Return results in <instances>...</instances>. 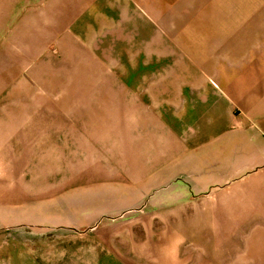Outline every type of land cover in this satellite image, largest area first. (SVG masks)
Here are the masks:
<instances>
[{"label": "crops", "instance_id": "1", "mask_svg": "<svg viewBox=\"0 0 264 264\" xmlns=\"http://www.w3.org/2000/svg\"><path fill=\"white\" fill-rule=\"evenodd\" d=\"M0 18L68 78L67 116L25 118L69 121L53 140L69 176L24 204L66 192L86 213L120 189L145 206L4 238L0 264H264V0H0Z\"/></svg>", "mask_w": 264, "mask_h": 264}, {"label": "rangeland", "instance_id": "2", "mask_svg": "<svg viewBox=\"0 0 264 264\" xmlns=\"http://www.w3.org/2000/svg\"><path fill=\"white\" fill-rule=\"evenodd\" d=\"M13 25L0 36V247L4 238L13 240L9 244L13 247H18L21 238L26 237L35 244L37 226L82 227L72 219L78 207L68 208L66 192L55 199L51 198L54 200L52 205L50 198L49 205L46 202L24 204L27 194L33 199L44 191L65 185L69 176L67 171H62L63 162L66 164V151H61L63 145L54 146L53 141L60 130L69 131L70 126H64L69 121L57 119L41 123L25 118L51 112L49 106L53 101L59 104V110H55L67 116L68 78L47 76L46 67L39 69L37 63L23 59L19 51L20 44H14L18 40H10L7 45L8 40H4V36H13L18 23ZM31 49L35 50V47ZM49 62L43 61L39 66H46ZM76 97V101L84 104L85 101L81 99L83 94H76ZM20 117L24 118L11 119ZM77 128L82 131L85 126L78 124ZM54 150L60 156L54 155ZM114 152L115 149L109 150L111 154ZM105 190L98 197L101 199L95 198L99 201L87 206L89 211H79L85 219L82 225H92L94 222L91 218L101 214L102 217H116L131 208L137 209L130 212L145 211L144 205L130 202L120 189ZM14 255L10 249H0L1 262L13 259Z\"/></svg>", "mask_w": 264, "mask_h": 264}]
</instances>
